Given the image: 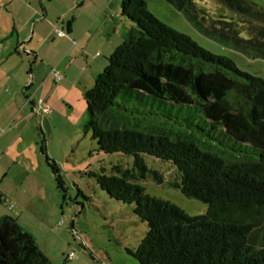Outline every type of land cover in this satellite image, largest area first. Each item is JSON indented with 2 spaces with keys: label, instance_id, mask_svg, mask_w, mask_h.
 Wrapping results in <instances>:
<instances>
[{
  "label": "trees",
  "instance_id": "trees-1",
  "mask_svg": "<svg viewBox=\"0 0 264 264\" xmlns=\"http://www.w3.org/2000/svg\"><path fill=\"white\" fill-rule=\"evenodd\" d=\"M164 1L179 11L190 4ZM120 14L135 27L83 99L98 150L133 156L131 168L93 174L147 224L129 253L140 264H264V79L160 21L144 0H121ZM144 154L173 165L178 175L169 184L206 203V212L190 215L146 193L136 180L163 178ZM0 264L52 263L16 218L3 215Z\"/></svg>",
  "mask_w": 264,
  "mask_h": 264
},
{
  "label": "rangeland",
  "instance_id": "rangeland-1",
  "mask_svg": "<svg viewBox=\"0 0 264 264\" xmlns=\"http://www.w3.org/2000/svg\"><path fill=\"white\" fill-rule=\"evenodd\" d=\"M77 1L79 6L84 3L76 13L80 24L95 15L98 17L97 25L108 18V52L101 55L105 59L127 36L131 28L127 24L135 26L120 14L121 0ZM144 1L160 21L188 35L206 50L230 57L241 70L264 79V0H249L252 4L244 2L245 5L240 0L227 1L226 4L221 0H193L190 10L195 13L179 11L164 0ZM71 2L43 0L50 7V15L57 14L53 18L59 19L62 18L60 12L66 10ZM76 8L71 7L66 14L67 20L74 17ZM189 13L193 14L192 19L188 18ZM124 23L127 24L122 35ZM243 26H249L251 32L255 29L257 35L249 36ZM99 29L98 35L102 36L107 32V25ZM230 29L237 33L239 39L245 40L239 44L240 47L233 45L240 40L228 35ZM250 44L257 47L252 48ZM30 83L26 86L27 97L37 87ZM52 87L53 82L49 89L46 88L47 94ZM68 91L58 89L48 100L47 94L40 96L38 93L33 99L29 96L24 111L27 115L22 120L4 115L0 118L1 142H6L21 130L19 138L1 162V167L8 160L14 162L6 175H1L2 185L11 189L21 202H28V208L40 218L42 223L30 219L28 229L52 264H140L129 251H133L144 237L146 222L133 213V204L115 200L102 190L93 175L102 168L110 174L112 165L131 168L133 156L99 151L91 130L86 127L88 114L83 95L77 96L76 92L69 95ZM58 94L66 98H60ZM43 106L49 110L42 112ZM152 120L160 122L159 117ZM164 125L168 129L176 127L172 121ZM175 132L164 131L168 134ZM2 152L0 150V158ZM142 156L146 164L158 170L163 178L161 183L151 176L136 180L146 193L167 199L190 215L206 212V203L184 196L169 184L178 175L173 165L151 155ZM57 179L62 188L57 187ZM10 203L20 206L13 198L3 200L0 205L6 208ZM70 251L75 255L67 259Z\"/></svg>",
  "mask_w": 264,
  "mask_h": 264
},
{
  "label": "crops",
  "instance_id": "crops-1",
  "mask_svg": "<svg viewBox=\"0 0 264 264\" xmlns=\"http://www.w3.org/2000/svg\"><path fill=\"white\" fill-rule=\"evenodd\" d=\"M240 1V3H251L249 0ZM221 2L226 4L227 1L221 0ZM83 5L84 3L79 6L77 0H72L66 10H60L62 12L59 16L62 18L59 19L60 17L53 18L57 14L50 15V7L45 5L43 0H0V118L4 115L7 118L24 119L27 115L24 113L28 103L27 98L29 96L32 98L38 93L44 96L51 82L53 87L46 96L47 100L58 89H67L69 90L67 94L72 95L76 92L77 96H81L93 85L95 76L106 65L101 55L105 56L103 53L108 52V18H105L101 25H97L98 17L95 15L80 24L76 13ZM193 5V0H190L186 10L195 13L194 10H190ZM73 6L77 8L68 25L69 19L67 20L66 14ZM79 14L81 15V12ZM187 15L189 19H192L193 14ZM126 24L122 26V35H124ZM104 25H107V32L100 36L99 28ZM127 25L132 27L130 24ZM248 27L245 28L249 36L257 35L255 29L251 32ZM56 28H60L65 35H57ZM111 28L115 31L114 26ZM236 34L231 29L228 33L233 39L238 38ZM239 40V43H233V45L237 47L245 42V40ZM250 45L252 48L257 47L255 44ZM55 72L61 74L59 81L54 80ZM29 81H31L30 85L35 83L37 87L34 88L33 94L27 97L25 91ZM58 96L66 98L59 94ZM31 103L34 104V101ZM20 131L8 138L6 142H1L3 135L0 134V150L3 151L0 158V204L5 199L13 198L20 205L16 207L14 204L13 208H9V205L6 208L0 205V216L10 215L16 218L20 226L32 235L28 229L29 221L32 219L42 223L40 218L28 208V202H21L15 198L11 189L2 185L1 178V175H6L11 163H14L8 160L1 167V162L5 160L19 138ZM7 210L13 213L10 214ZM37 245L39 247V244ZM39 249L41 250L40 247Z\"/></svg>",
  "mask_w": 264,
  "mask_h": 264
},
{
  "label": "built area",
  "instance_id": "built-area-1",
  "mask_svg": "<svg viewBox=\"0 0 264 264\" xmlns=\"http://www.w3.org/2000/svg\"><path fill=\"white\" fill-rule=\"evenodd\" d=\"M56 34L57 35H62L63 34V31L62 30H60V29H56ZM61 79V74L60 73H58V72H55L54 73V80L55 81H59ZM39 103L41 104L42 103V100L40 99L39 100ZM49 109H48V107L47 106H43L42 107V112H47ZM15 205L14 204H9V208H13ZM74 252L73 251H70L68 254H67V259H71L72 257H74Z\"/></svg>",
  "mask_w": 264,
  "mask_h": 264
}]
</instances>
